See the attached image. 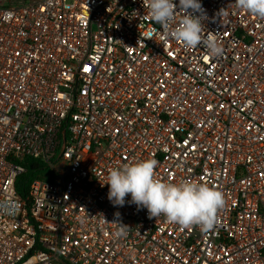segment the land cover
Returning a JSON list of instances; mask_svg holds the SVG:
<instances>
[{
  "label": "built area",
  "instance_id": "1",
  "mask_svg": "<svg viewBox=\"0 0 264 264\" xmlns=\"http://www.w3.org/2000/svg\"><path fill=\"white\" fill-rule=\"evenodd\" d=\"M200 3L221 56L143 0H0V264H264V19ZM27 158L46 170L23 199ZM150 158L222 192L212 230L112 204L109 171Z\"/></svg>",
  "mask_w": 264,
  "mask_h": 264
},
{
  "label": "clouds",
  "instance_id": "2",
  "mask_svg": "<svg viewBox=\"0 0 264 264\" xmlns=\"http://www.w3.org/2000/svg\"><path fill=\"white\" fill-rule=\"evenodd\" d=\"M235 4L264 19V0H235ZM143 6L148 9L151 21L161 26L168 39L181 42L185 48H205L211 57L223 54L216 33L204 32L206 13L200 0H179L178 5L174 0H143ZM177 13L182 14L179 20ZM143 38L153 39L151 33ZM157 164L150 158L112 168L104 183L109 186L108 199L114 206L122 207L130 194V203L138 209L146 208L149 219L163 216L168 223L183 228L198 226L205 233L212 230L217 223V212L225 205L222 192L203 182H164L156 177ZM101 216V223H109ZM116 216L118 218L119 213ZM112 223L120 225L118 236L126 233L127 225L118 220Z\"/></svg>",
  "mask_w": 264,
  "mask_h": 264
},
{
  "label": "trees",
  "instance_id": "3",
  "mask_svg": "<svg viewBox=\"0 0 264 264\" xmlns=\"http://www.w3.org/2000/svg\"><path fill=\"white\" fill-rule=\"evenodd\" d=\"M26 171L20 174L16 181V188L18 194L23 198L27 199L30 191V184L33 179L40 175L46 166L39 160L27 158L24 160ZM29 205V203H27Z\"/></svg>",
  "mask_w": 264,
  "mask_h": 264
}]
</instances>
